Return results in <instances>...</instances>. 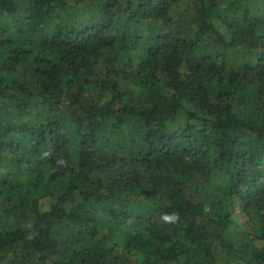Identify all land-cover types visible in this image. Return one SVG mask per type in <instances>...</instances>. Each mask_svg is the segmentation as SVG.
Returning a JSON list of instances; mask_svg holds the SVG:
<instances>
[{"label": "trees", "instance_id": "1", "mask_svg": "<svg viewBox=\"0 0 264 264\" xmlns=\"http://www.w3.org/2000/svg\"><path fill=\"white\" fill-rule=\"evenodd\" d=\"M0 264H264V0H0Z\"/></svg>", "mask_w": 264, "mask_h": 264}, {"label": "rangeland", "instance_id": "2", "mask_svg": "<svg viewBox=\"0 0 264 264\" xmlns=\"http://www.w3.org/2000/svg\"><path fill=\"white\" fill-rule=\"evenodd\" d=\"M237 216L239 217V219L242 221V222H246V218H245V216L239 211L238 213H237Z\"/></svg>", "mask_w": 264, "mask_h": 264}, {"label": "clouds", "instance_id": "3", "mask_svg": "<svg viewBox=\"0 0 264 264\" xmlns=\"http://www.w3.org/2000/svg\"><path fill=\"white\" fill-rule=\"evenodd\" d=\"M163 219L168 220V219H170V217L165 216V217H163Z\"/></svg>", "mask_w": 264, "mask_h": 264}]
</instances>
